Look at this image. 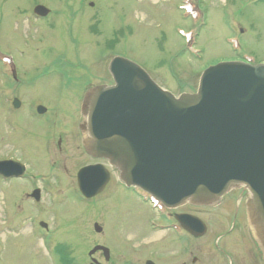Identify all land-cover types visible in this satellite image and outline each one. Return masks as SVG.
<instances>
[{"label": "rangeland", "instance_id": "374dc122", "mask_svg": "<svg viewBox=\"0 0 264 264\" xmlns=\"http://www.w3.org/2000/svg\"><path fill=\"white\" fill-rule=\"evenodd\" d=\"M247 1L249 6L240 11H233L241 7L238 3L240 7L228 8L232 17H227L229 0H195L191 13L181 9L189 7L191 0H0V160L13 159L28 168L23 180L0 177V264H60L54 248L61 244L69 246L75 264H90L88 252L97 245L120 256L115 254L119 264L124 260L192 264L193 258H197L195 264H215L219 260L216 236L235 226L238 231L229 237L239 239L230 247L238 249V255L225 264L252 263L243 257L244 252L256 251L247 218H240L247 201L242 188L224 199L233 202L232 207L237 203L241 210L237 220L234 213L227 217L217 206L183 208L197 213L208 233L186 242L184 260H173L170 255L175 246L162 240L168 230V212L141 190L124 187L120 172L106 161L91 159L66 129L68 117L72 127L82 122L86 90L112 84L108 65L117 53L176 97L195 93L201 74L216 64L243 56L255 64L264 63V3ZM37 4L47 6L52 15L34 17ZM237 17L240 25L232 27H243L246 34L243 29L233 32L231 24ZM98 25L103 33L92 35ZM191 28L189 40L183 36ZM93 39L101 52L92 47L95 43L91 46ZM29 41L33 46L23 44ZM100 54L104 61L98 64ZM65 55L81 57L82 63L59 70L60 74L45 69L49 63L62 67L59 59ZM6 59L26 84L8 93L3 76ZM83 67L94 70L77 73ZM14 97L21 100L18 111L6 106ZM38 103L49 111L42 118H36ZM57 126L50 151L48 140ZM59 138L66 140L61 150L56 144ZM95 163L110 171L111 180L102 194L87 201L78 191L76 175L80 168ZM34 189L41 190L40 202L29 197ZM225 216V228H217L218 219ZM40 223L47 224L48 230ZM94 224L103 229L101 234L95 232ZM227 241H219V246ZM94 258L104 262L99 255Z\"/></svg>", "mask_w": 264, "mask_h": 264}, {"label": "water", "instance_id": "95a60500", "mask_svg": "<svg viewBox=\"0 0 264 264\" xmlns=\"http://www.w3.org/2000/svg\"><path fill=\"white\" fill-rule=\"evenodd\" d=\"M48 12L35 8L41 16ZM109 71L115 84L95 87L85 97L86 152L117 168L127 186L171 208L212 203L244 186L250 193V224L264 253V66L218 65L205 72L196 94L179 98L129 60L114 58ZM24 172V166L0 162L1 175ZM109 180L102 165L85 167L77 176L87 199L100 194ZM32 197L39 201V191ZM180 221L197 237L205 232L194 218ZM94 229L102 230L98 224ZM98 251L109 259V249L102 246L89 256Z\"/></svg>", "mask_w": 264, "mask_h": 264}, {"label": "flooded vegetation", "instance_id": "af4514ba", "mask_svg": "<svg viewBox=\"0 0 264 264\" xmlns=\"http://www.w3.org/2000/svg\"><path fill=\"white\" fill-rule=\"evenodd\" d=\"M229 7H233V6H237V7H240L237 5V3L239 5H241L240 8L236 9V10H233V11H240L242 10L241 8H244V7H247L249 6L248 5V1H244V0H229ZM238 1V2H237ZM263 3H264V0H262ZM236 2V4H235ZM91 4V3H90ZM90 7L93 8L94 5H89ZM205 14H208V12L206 11ZM239 15V13H238ZM100 25V24H99ZM98 25V27H96L93 31H92V34H98V36L103 33V31H101L100 26ZM45 29H43V33ZM242 33H244V31H242ZM76 43H79L76 41ZM95 43V39H93V42H91V46ZM25 46H33L32 42H24L23 43ZM96 46H92L93 48L97 49L99 52H101V47L97 44V42L95 43ZM79 51V50H78ZM100 56V59L97 61L98 64H100L101 61H104V57L102 54L99 55ZM81 57H78L76 59H69L65 56L61 57L60 60V65H62V67H59V66H56V65H51V63H49L47 66H45V69L48 68V72L51 71L52 73H59V70H64V69H67V70H70V69H73L74 68V64L75 63H82L81 62ZM104 63V62H103ZM51 65V66H50ZM104 65V64H103ZM83 70L81 71H77V69H75L77 71V73L79 74H88V73H91V69L89 68H86V67H83L82 68ZM94 70V69H93ZM85 71V72H84ZM14 72V71H13ZM60 74V73H59ZM12 78H9L6 82V91L7 93L9 92V90L11 89H20L21 87H24L26 84H24V82H20V78L18 76V73L16 71V74H12ZM26 88V87H25ZM17 99V97H15ZM59 119V117H58ZM69 119V122H67V126H66V129L69 130V132L71 133L72 136H74L75 138H77V141H78V148H82L83 149V134L81 133V129H80V125H79V121L77 122V125L75 127H72L71 126V121H70V118L68 117ZM58 127H55L51 133H50V139L48 140V149L51 151L52 148H51V144H52V139L53 137H56L57 135V130H58ZM72 130V131H71ZM47 134V133H46ZM66 140L62 139V138H59L58 141H57V146H58V150H61V146L63 143H65ZM234 190H238V189H234ZM233 190V191H234ZM242 193L246 194V191H244L242 189ZM230 194V193H229ZM228 194V195H229ZM226 195V196H228ZM223 197L221 200L217 201V202H214L212 204H209V205H206V207H211V208H214V207H219L221 208L222 210L226 211L227 212V217L228 215H230L231 213H234L233 214V218L234 220H237L239 218V213L241 212V210L239 209L238 210V205L237 203L235 202L234 204V207L233 206V202L231 201H225L224 199L226 198ZM248 196V195H247ZM30 197V196H29ZM248 200V198H247ZM186 206H192L194 208H201L203 206H193L191 204H186V205H182L180 207H177V208H173V209H168V208H165L166 211L168 212V216L165 220V223H166V227H167V232L166 234L162 237V240H168V242L166 244H169L171 243L173 246H175V250L172 251V254L170 255L173 258H177V259H183L186 257V242L189 241L190 243L191 242H194L196 240H199L200 238H195L194 236H192L191 234H189L188 232H186L185 230V227L181 226L180 224V217L181 216H185V215H189V216H194V217H197V213H195L194 211H185V208ZM245 208H247V201L245 203ZM247 210V209H246ZM244 209V211H242V213L240 214V218H244V216L247 215V211ZM226 216L225 218L223 217H220L217 221V228L220 226V228H225V226L223 225V222L226 220ZM207 227V226H206ZM219 228V229H220ZM234 231H238V228L237 226H235L233 228L232 231H230V229L226 232H222L220 234H218L216 236V243H217V247L216 250L218 252V255H219V260L216 261L215 264H225L226 261L228 260H231V258H235L237 255H238V249H234L232 247H230L231 243H235L236 240H238L239 238L236 237V238H230L229 236H231ZM206 233H208V227L206 228ZM205 233L204 236H206L207 234ZM203 238V237H201ZM171 239V240H170ZM223 239H227V243L225 242L223 246H219V241H223ZM234 241V242H233ZM231 249V250H230ZM255 251H256V254L252 253L250 254L248 251L247 252H244L245 254H243V257L244 255L246 257H248V260L250 262H252L251 264H264V258H263V254L261 253L260 249L258 246H255ZM115 254L116 253H112V250H111V253H110V259L108 261L105 260V257H104V254L102 252H99L97 253L96 255H99L100 257H102L101 259L104 261H100L98 262V264H119V262H116L115 261ZM118 255L116 254V257ZM120 257V256H119ZM117 257V258H119ZM174 260V259H173ZM247 260V261H248ZM148 261V260H147ZM146 261V262H147ZM235 261V259H234ZM130 263H128L126 260L123 261V263L121 264H135L133 261H129ZM197 262V258H193L192 259V264H195ZM146 264V263H145ZM166 264H170L169 261H167ZM177 264H186L185 261H180L179 263Z\"/></svg>", "mask_w": 264, "mask_h": 264}, {"label": "trees", "instance_id": "16d2710c", "mask_svg": "<svg viewBox=\"0 0 264 264\" xmlns=\"http://www.w3.org/2000/svg\"><path fill=\"white\" fill-rule=\"evenodd\" d=\"M57 251L60 254V262H61V264H69L70 260L67 258L66 252H63L64 248L62 246H59L57 248Z\"/></svg>", "mask_w": 264, "mask_h": 264}, {"label": "bare ground", "instance_id": "6f19581e", "mask_svg": "<svg viewBox=\"0 0 264 264\" xmlns=\"http://www.w3.org/2000/svg\"><path fill=\"white\" fill-rule=\"evenodd\" d=\"M255 227V226H254ZM256 228V227H255ZM257 229V228H256ZM255 230V229H254ZM255 235L257 236L256 230H255Z\"/></svg>", "mask_w": 264, "mask_h": 264}]
</instances>
